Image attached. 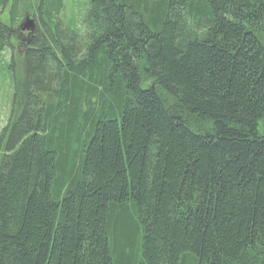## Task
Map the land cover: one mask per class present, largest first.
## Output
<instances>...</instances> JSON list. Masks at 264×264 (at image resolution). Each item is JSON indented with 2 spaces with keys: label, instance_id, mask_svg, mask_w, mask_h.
<instances>
[{
  "label": "trees",
  "instance_id": "trees-1",
  "mask_svg": "<svg viewBox=\"0 0 264 264\" xmlns=\"http://www.w3.org/2000/svg\"><path fill=\"white\" fill-rule=\"evenodd\" d=\"M61 5L0 20V264H264V0Z\"/></svg>",
  "mask_w": 264,
  "mask_h": 264
},
{
  "label": "rangeland",
  "instance_id": "rangeland-1",
  "mask_svg": "<svg viewBox=\"0 0 264 264\" xmlns=\"http://www.w3.org/2000/svg\"><path fill=\"white\" fill-rule=\"evenodd\" d=\"M11 2L12 0H9L0 11V20L3 21V23H7L9 21ZM86 5L87 0H62L58 18L65 26H68L72 29L77 28L78 31L82 33V15L85 13ZM20 9L23 10L22 7H20L19 10ZM22 10H20V12H22ZM25 16L35 19L31 13H26L21 19L17 20V25L21 24ZM26 32V30L21 29L14 31L12 37L13 45H17L18 41H20V39H22L27 34ZM10 48L15 54V50L17 51L15 47H4L0 57V132L5 127L10 118L15 81L14 75L16 70H18L17 67L20 65V62L17 61L18 56H15L14 59L13 57L11 58ZM12 59L15 68L12 67Z\"/></svg>",
  "mask_w": 264,
  "mask_h": 264
},
{
  "label": "water",
  "instance_id": "water-1",
  "mask_svg": "<svg viewBox=\"0 0 264 264\" xmlns=\"http://www.w3.org/2000/svg\"><path fill=\"white\" fill-rule=\"evenodd\" d=\"M34 26V21L32 18H29L28 16H25L24 20L19 25L21 30H28L31 31Z\"/></svg>",
  "mask_w": 264,
  "mask_h": 264
},
{
  "label": "flooded vegetation",
  "instance_id": "flooded-vegetation-1",
  "mask_svg": "<svg viewBox=\"0 0 264 264\" xmlns=\"http://www.w3.org/2000/svg\"><path fill=\"white\" fill-rule=\"evenodd\" d=\"M33 21H34V26H33V29L31 31H33L35 29V27H36V21H35V19H33Z\"/></svg>",
  "mask_w": 264,
  "mask_h": 264
}]
</instances>
